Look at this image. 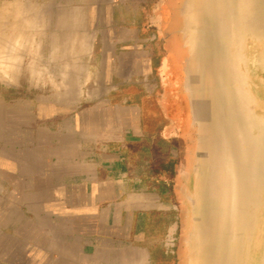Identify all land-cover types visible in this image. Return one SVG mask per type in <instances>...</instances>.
Listing matches in <instances>:
<instances>
[{"label": "crops", "instance_id": "crops-1", "mask_svg": "<svg viewBox=\"0 0 264 264\" xmlns=\"http://www.w3.org/2000/svg\"><path fill=\"white\" fill-rule=\"evenodd\" d=\"M181 2L1 0L6 44L32 7L38 62L57 64L36 85L0 80V264H180L163 242L180 235L193 137L186 52H170Z\"/></svg>", "mask_w": 264, "mask_h": 264}, {"label": "water", "instance_id": "water-1", "mask_svg": "<svg viewBox=\"0 0 264 264\" xmlns=\"http://www.w3.org/2000/svg\"><path fill=\"white\" fill-rule=\"evenodd\" d=\"M180 264H264V0H182Z\"/></svg>", "mask_w": 264, "mask_h": 264}, {"label": "rangeland", "instance_id": "rangeland-1", "mask_svg": "<svg viewBox=\"0 0 264 264\" xmlns=\"http://www.w3.org/2000/svg\"><path fill=\"white\" fill-rule=\"evenodd\" d=\"M1 2V0H0ZM1 5V4H0ZM19 11L21 9L19 8ZM31 24H30V29L26 30L25 35H22V31L18 29H14L12 33V45L6 44V36L9 32V30H12L11 26H8L6 23V14L0 13V80H6L8 79L9 81H13L16 83L17 78H7V76L10 75H20L22 71L29 70L30 72V83L33 85H36L38 77L41 76V72L44 70L50 71L51 69H54L57 63H47L46 68L42 63L38 62V55L40 51V47L38 46V29H37V14L35 12V9L31 7ZM20 13V12H19ZM19 17L21 16V13L18 15ZM17 16V17H18ZM16 18V17H15ZM15 21V22H14ZM11 23H14V28H17V22L16 19ZM33 22V23H32ZM11 28V29H10ZM27 37V39L30 40V44L28 46L29 49V55L25 57L23 60L22 58V51L23 49L27 48L26 45H22V38ZM4 46V48H3ZM6 47V48H5ZM4 49V51L2 50ZM4 52L5 54L1 56V53ZM6 55H8L10 58L9 61H4L2 58H4ZM4 56V57H3ZM2 61V62H1ZM50 64V66H48ZM58 66V65H57ZM13 71V72H10ZM40 71V72H39ZM21 80V79H20ZM47 81H53L55 80L54 78H46ZM190 132H185L183 135V143H185V139L189 137ZM186 154V153H185ZM179 238L177 239V250L179 247ZM177 256L179 257V252L177 253ZM180 261V258H178ZM179 263V262H178Z\"/></svg>", "mask_w": 264, "mask_h": 264}, {"label": "built area", "instance_id": "built-area-1", "mask_svg": "<svg viewBox=\"0 0 264 264\" xmlns=\"http://www.w3.org/2000/svg\"><path fill=\"white\" fill-rule=\"evenodd\" d=\"M164 252L168 255H174L177 248V239L174 235L168 236L163 242Z\"/></svg>", "mask_w": 264, "mask_h": 264}, {"label": "flooded vegetation", "instance_id": "flooded-vegetation-1", "mask_svg": "<svg viewBox=\"0 0 264 264\" xmlns=\"http://www.w3.org/2000/svg\"><path fill=\"white\" fill-rule=\"evenodd\" d=\"M177 37H176V41L180 42V38H178V40H177ZM176 43L177 42L173 43L172 46H170L171 56L173 57V59H174V57H175V59L180 57L179 59L182 60L184 58V56H185V50L180 48V47H179L180 49L178 48L179 49L178 50L177 46H176ZM179 64H180V62H179Z\"/></svg>", "mask_w": 264, "mask_h": 264}, {"label": "bare ground", "instance_id": "bare-ground-1", "mask_svg": "<svg viewBox=\"0 0 264 264\" xmlns=\"http://www.w3.org/2000/svg\"><path fill=\"white\" fill-rule=\"evenodd\" d=\"M3 48H4V46H3ZM3 48H2V50L4 51V49H3ZM5 48H6V47H5ZM4 54H5V53H4V52H2V53H1V56H2V55H4ZM3 57H4V56H3ZM0 58H1V57H0ZM1 62H2V61H1ZM0 64H1V63H0ZM11 72H13V71H11Z\"/></svg>", "mask_w": 264, "mask_h": 264}]
</instances>
